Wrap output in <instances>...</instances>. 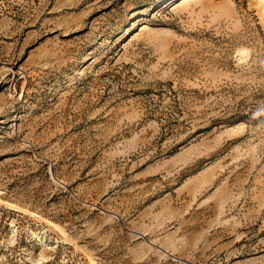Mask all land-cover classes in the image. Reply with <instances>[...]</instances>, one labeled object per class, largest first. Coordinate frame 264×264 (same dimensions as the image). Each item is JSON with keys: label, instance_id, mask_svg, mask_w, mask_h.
I'll use <instances>...</instances> for the list:
<instances>
[{"label": "rangeland", "instance_id": "rangeland-1", "mask_svg": "<svg viewBox=\"0 0 264 264\" xmlns=\"http://www.w3.org/2000/svg\"><path fill=\"white\" fill-rule=\"evenodd\" d=\"M0 264H264V0H0Z\"/></svg>", "mask_w": 264, "mask_h": 264}, {"label": "bare ground", "instance_id": "bare-ground-1", "mask_svg": "<svg viewBox=\"0 0 264 264\" xmlns=\"http://www.w3.org/2000/svg\"><path fill=\"white\" fill-rule=\"evenodd\" d=\"M261 1H263V0H261Z\"/></svg>", "mask_w": 264, "mask_h": 264}]
</instances>
